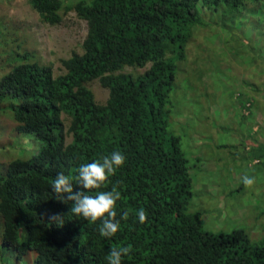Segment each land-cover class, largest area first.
Listing matches in <instances>:
<instances>
[{"label":"trees","instance_id":"trees-1","mask_svg":"<svg viewBox=\"0 0 264 264\" xmlns=\"http://www.w3.org/2000/svg\"><path fill=\"white\" fill-rule=\"evenodd\" d=\"M248 1L79 0L64 6L29 0L50 25L60 23L61 11L73 10L87 34L81 54L60 60V75L24 53L0 78V101L13 100L16 131L39 144L30 158L15 159L0 173L1 241L15 258L33 250L34 264H108L111 248L131 246L122 264H264V239L253 244L243 229L210 233L202 215L187 210L193 196L189 160L181 138L168 131L166 108L190 40L200 29L220 28L221 17L231 21ZM205 12L212 13L208 21ZM261 67L264 62L251 88L264 99ZM93 81L107 90L104 103L96 101ZM113 151L125 157L123 166L101 189H83L79 166ZM60 172L72 178L74 192L95 196L116 187L115 236L102 237L100 221L89 223L70 212L72 202L57 200L51 184ZM57 213L62 222H51Z\"/></svg>","mask_w":264,"mask_h":264},{"label":"rangeland","instance_id":"rangeland-1","mask_svg":"<svg viewBox=\"0 0 264 264\" xmlns=\"http://www.w3.org/2000/svg\"><path fill=\"white\" fill-rule=\"evenodd\" d=\"M61 1L68 6L79 0ZM246 10L244 15L241 10L231 13V21L221 17L220 28L198 30L186 49L185 64H176L171 107L169 103L166 108L168 131L181 138L189 160L193 196L187 210L199 212L210 233L243 229L255 244L264 239V99L250 88L257 70L248 57L258 54L256 61L264 59V0H249ZM206 12L203 18L208 21L212 13ZM61 15L60 23L50 25L29 0H0V78L10 69L7 63L13 65L24 53L30 62L49 65L54 75L62 73L60 59L81 52L87 26L73 10ZM237 17L239 23L233 24ZM227 21L231 24L225 28ZM89 87L98 103L106 101L108 92L97 81ZM223 87L228 89L224 94ZM237 92L254 100L252 116L245 120ZM12 101H0V173L9 162L28 159L39 148L30 134L16 131ZM246 176L254 179L251 187L245 186ZM1 227L0 264H34L33 250L19 260L2 245Z\"/></svg>","mask_w":264,"mask_h":264},{"label":"clouds","instance_id":"clouds-1","mask_svg":"<svg viewBox=\"0 0 264 264\" xmlns=\"http://www.w3.org/2000/svg\"><path fill=\"white\" fill-rule=\"evenodd\" d=\"M242 13L244 15V13H247V11L244 10L242 11ZM249 36L251 37V35ZM81 53H82V47L80 54ZM250 55L251 54H249V56ZM253 56H254L253 58L248 57V60L251 61L250 64L253 65L252 67H256L257 70L256 72L258 73V68L262 66L264 59L256 61L258 54H253ZM63 59H67V58H63ZM185 62L186 61H184L182 64H185ZM263 69L264 67H261L260 70L263 72ZM144 70H145L144 68L139 69V71H142L141 73H143ZM200 76L198 75V78ZM225 88L226 87H223L222 89L224 91L223 94L225 93L226 90H228V89L225 90ZM229 93L231 92L229 91ZM235 97L239 101V104L241 106V111H240L241 119L245 120L248 117L250 118V116H252L253 113L254 100L249 96H243L240 92H237L235 94ZM124 162H125V157L122 155V153L119 151H113L111 154L104 156L99 160L93 161L91 163L81 164L77 169L78 184L81 185L82 188L86 189L87 191H91L93 189H101L106 184L109 177L115 175L116 171L123 166ZM244 183L246 187H251L254 184V179L253 178L248 179L246 176ZM51 188L52 191L56 194L57 200L64 203H67L69 201L72 202L70 209V212L72 214H74L77 217H82L84 220L92 224H95L97 221H100L101 225L98 231L102 237L110 239L113 236H115V234L119 231L120 221L116 219L117 212L115 209H116V202L120 199V192L117 191L115 186L112 188L111 191H98L95 196H90L86 194L87 191L74 192L72 178L70 176L65 175L63 172H60L52 181ZM64 194L67 195L65 196ZM138 216L141 223L145 222L147 218L146 213H144L141 210L138 213ZM121 218L127 219V214H125ZM49 220L51 222L53 221L62 222V215L59 213L53 214L52 216L49 217ZM130 251H131V246L111 248L106 257L108 264H122V257L127 256L130 253Z\"/></svg>","mask_w":264,"mask_h":264}]
</instances>
